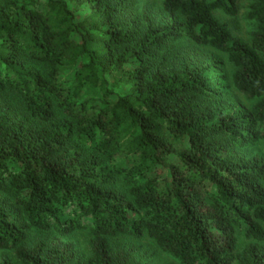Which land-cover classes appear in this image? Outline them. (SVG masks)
<instances>
[{
  "label": "trees",
  "instance_id": "trees-1",
  "mask_svg": "<svg viewBox=\"0 0 264 264\" xmlns=\"http://www.w3.org/2000/svg\"><path fill=\"white\" fill-rule=\"evenodd\" d=\"M243 1L0 0V264H264V0L247 39L218 17Z\"/></svg>",
  "mask_w": 264,
  "mask_h": 264
},
{
  "label": "rangeland",
  "instance_id": "rangeland-1",
  "mask_svg": "<svg viewBox=\"0 0 264 264\" xmlns=\"http://www.w3.org/2000/svg\"><path fill=\"white\" fill-rule=\"evenodd\" d=\"M145 2V0H144ZM143 2V3H144ZM249 1L244 0L242 3V8L239 11L238 15L236 18H227L226 16L219 14L218 17L229 24L230 28L234 32L235 36L238 37H243V38H248L249 32L252 30L251 24L246 20V15L248 12V7H249ZM261 151L264 153V143L261 146ZM73 243L78 245L79 247H84L87 243L85 236L83 235H77L73 236L70 239ZM141 244H144L148 250H151L150 255H149V262L152 264H176L173 262L172 259L167 257L166 255L159 253L156 251L155 248H153L150 244L143 242Z\"/></svg>",
  "mask_w": 264,
  "mask_h": 264
}]
</instances>
